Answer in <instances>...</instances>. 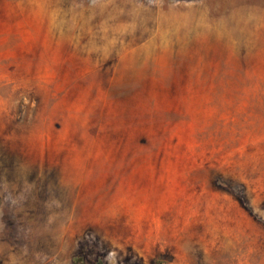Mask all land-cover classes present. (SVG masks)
Listing matches in <instances>:
<instances>
[{
    "label": "rangeland",
    "instance_id": "1",
    "mask_svg": "<svg viewBox=\"0 0 264 264\" xmlns=\"http://www.w3.org/2000/svg\"><path fill=\"white\" fill-rule=\"evenodd\" d=\"M0 264H264V0H0Z\"/></svg>",
    "mask_w": 264,
    "mask_h": 264
},
{
    "label": "bare ground",
    "instance_id": "2",
    "mask_svg": "<svg viewBox=\"0 0 264 264\" xmlns=\"http://www.w3.org/2000/svg\"><path fill=\"white\" fill-rule=\"evenodd\" d=\"M257 12V11H256ZM256 19V18H255ZM259 21H260V19H259ZM262 21V20H261Z\"/></svg>",
    "mask_w": 264,
    "mask_h": 264
}]
</instances>
